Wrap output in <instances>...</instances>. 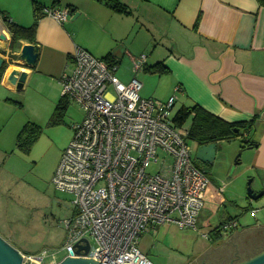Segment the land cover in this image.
Masks as SVG:
<instances>
[{
    "label": "crops",
    "instance_id": "crops-1",
    "mask_svg": "<svg viewBox=\"0 0 264 264\" xmlns=\"http://www.w3.org/2000/svg\"><path fill=\"white\" fill-rule=\"evenodd\" d=\"M120 1L130 14H119L95 0H0V10L22 26L36 20L35 6L69 9L64 23L48 16L38 18L31 43L38 48L33 66L20 58L21 47L10 49L11 33L0 19V57L6 60L0 82V154L6 152L4 93L17 91L4 82L12 69L27 71L29 80L36 73L47 78L58 102L59 79L70 67L76 46L97 58L111 55L117 69L131 66L145 54V66L163 62L169 72L159 75L143 69L134 77L166 84V99L175 94L176 105L182 101L180 107L198 104L227 122H254L248 137L255 145L243 149L241 173L251 177L255 193L263 194L256 200L246 196L240 204L235 191L210 178L204 201L208 214L200 219L203 207L198 218V229L207 234L203 237L209 244L192 254L187 264H243L259 256L264 253V7L257 0ZM3 37L8 39L5 49ZM26 43L21 41V46ZM252 209L257 210L254 215ZM233 219L238 227L221 231L220 238L212 240L211 231ZM159 227L151 230L157 233Z\"/></svg>",
    "mask_w": 264,
    "mask_h": 264
},
{
    "label": "built area",
    "instance_id": "built-area-1",
    "mask_svg": "<svg viewBox=\"0 0 264 264\" xmlns=\"http://www.w3.org/2000/svg\"><path fill=\"white\" fill-rule=\"evenodd\" d=\"M40 15L64 23L69 9L43 6ZM146 58L142 54L134 59L135 72L144 69ZM116 71L117 64L76 46L70 67L59 79L61 96L84 113L72 126L73 135L52 178L57 190L73 195L75 206L62 222L67 231L63 259L155 264L139 248L140 238L148 228L166 224L198 230L211 179L194 161L189 125L175 121L176 96L144 98L137 78L125 84ZM152 165H157L155 173L148 170ZM238 225L237 219L229 220L220 230ZM85 239L90 243L88 254L83 249L77 254V245L85 246ZM22 255L35 264L58 262L46 250Z\"/></svg>",
    "mask_w": 264,
    "mask_h": 264
},
{
    "label": "rangeland",
    "instance_id": "rangeland-1",
    "mask_svg": "<svg viewBox=\"0 0 264 264\" xmlns=\"http://www.w3.org/2000/svg\"><path fill=\"white\" fill-rule=\"evenodd\" d=\"M27 20L30 22L31 19ZM134 72L133 64H125L118 67L116 75L128 84L135 76ZM139 80L142 82L141 96L160 100L169 98L164 97L166 84L159 86L156 80L145 81L142 77ZM145 91H149L148 96ZM61 95L62 89L58 96ZM4 96L3 103L8 111L2 123L5 127L2 136H6V152L0 154V236L24 253L41 254L46 250L50 255L54 254L56 260H62L66 255L63 245L67 235L62 222L73 214L75 206L72 203L73 195L57 190L52 178L61 154L73 135L72 126L82 120L83 110L76 103L69 102L63 123L50 126L49 120L57 101H54L47 78L39 73L34 74L31 80L27 79L22 89L7 91ZM7 97L20 102L22 106L8 101ZM181 102L175 105L176 110ZM28 122L41 126L42 133L31 150L23 152L16 148L15 143L18 133ZM190 122L191 119H188L187 125ZM246 139L243 129L240 137L221 141L211 165H203L194 159L210 178L219 179V184H226L227 189L235 191L239 203L247 196L251 180L247 173H241L244 168L241 162L244 158L242 146ZM188 142L196 151L198 145L190 139ZM148 170L155 173L157 165H152ZM206 213L207 206L200 219ZM90 239L94 245L93 239ZM208 244L201 229H181L171 224L160 226L157 233L148 228L140 238L139 248L155 264H187L192 254Z\"/></svg>",
    "mask_w": 264,
    "mask_h": 264
},
{
    "label": "trees",
    "instance_id": "trees-1",
    "mask_svg": "<svg viewBox=\"0 0 264 264\" xmlns=\"http://www.w3.org/2000/svg\"><path fill=\"white\" fill-rule=\"evenodd\" d=\"M99 3L104 4L113 11L128 15L130 14L129 8L123 4L120 0H95ZM260 6L264 7V0H257ZM40 8L35 6L36 20L30 26H22L13 22L9 16L0 10V19L3 21L6 29L11 33L10 49L15 51L21 47V41H27L33 43L36 38V31L38 25V18L40 17ZM104 60L111 64H117L116 60L108 55ZM6 67H2L0 70V82L2 76L5 72ZM144 70L150 73H157L159 75L167 74L169 69L163 62H157L151 66H145ZM14 104L22 106L20 102L10 100ZM69 101L67 98L61 96L57 102L54 112L49 120L50 126H58L63 123L65 111L67 109ZM191 119L189 124V134L190 140L194 141L198 146L209 144V143H220L221 141H230L234 138L241 136V131L245 129L247 139L244 141L242 148L247 146L255 145L254 142L250 140L249 133L254 124L253 121L249 122H237L231 123L223 120L219 116L212 114L211 112L205 110L198 104L192 106H182L177 110L175 115V121L182 125ZM42 133V127L34 122L26 123L16 138V148L23 151L29 152ZM239 161V159H238ZM220 226L214 228L211 231L212 240H218L221 236Z\"/></svg>",
    "mask_w": 264,
    "mask_h": 264
},
{
    "label": "water",
    "instance_id": "water-1",
    "mask_svg": "<svg viewBox=\"0 0 264 264\" xmlns=\"http://www.w3.org/2000/svg\"><path fill=\"white\" fill-rule=\"evenodd\" d=\"M8 39L3 37L1 47L5 49ZM19 56L27 66H33L38 57V48L31 43L23 44L20 48ZM6 63L5 58L0 57V70ZM27 71H20L19 69H12L5 77L4 82L7 86L15 88L16 90L22 89L27 79ZM264 117V115H263ZM218 144L209 143L197 146L195 151V159L203 165H211L217 155ZM263 192L255 193L251 187V180L248 183L247 196L253 200L262 196ZM87 244L85 246L77 245V254L81 253L83 249L84 254L87 255L90 250V243L87 239L84 240ZM100 261L89 257H67L55 264H99ZM0 264H35L30 262L29 259L24 261L22 252L12 246L3 237L0 236ZM243 264H264V253L250 259Z\"/></svg>",
    "mask_w": 264,
    "mask_h": 264
}]
</instances>
